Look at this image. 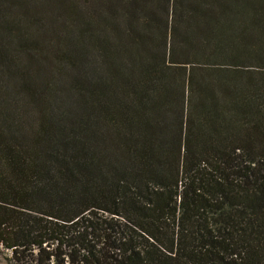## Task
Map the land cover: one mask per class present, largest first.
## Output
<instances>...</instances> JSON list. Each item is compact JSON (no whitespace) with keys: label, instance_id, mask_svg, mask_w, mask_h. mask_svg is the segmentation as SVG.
<instances>
[{"label":"trees","instance_id":"obj_1","mask_svg":"<svg viewBox=\"0 0 264 264\" xmlns=\"http://www.w3.org/2000/svg\"><path fill=\"white\" fill-rule=\"evenodd\" d=\"M264 264V0H0V263Z\"/></svg>","mask_w":264,"mask_h":264},{"label":"rangeland","instance_id":"obj_2","mask_svg":"<svg viewBox=\"0 0 264 264\" xmlns=\"http://www.w3.org/2000/svg\"><path fill=\"white\" fill-rule=\"evenodd\" d=\"M0 264H4V262L0 263Z\"/></svg>","mask_w":264,"mask_h":264}]
</instances>
